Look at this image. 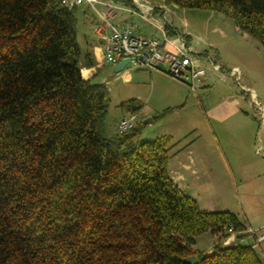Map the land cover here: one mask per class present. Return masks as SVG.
Segmentation results:
<instances>
[{"label":"trees","instance_id":"16d2710c","mask_svg":"<svg viewBox=\"0 0 264 264\" xmlns=\"http://www.w3.org/2000/svg\"><path fill=\"white\" fill-rule=\"evenodd\" d=\"M164 3L221 13L264 48V0ZM76 10L0 0V264H264L237 215L200 210L174 182L172 137L105 135L109 92L82 77ZM203 234L210 252L194 248Z\"/></svg>","mask_w":264,"mask_h":264},{"label":"rangeland","instance_id":"374dc122","mask_svg":"<svg viewBox=\"0 0 264 264\" xmlns=\"http://www.w3.org/2000/svg\"><path fill=\"white\" fill-rule=\"evenodd\" d=\"M142 1L153 6L164 3V0ZM96 9L105 12L101 5L97 4ZM165 10L166 20L157 16L156 22L165 25L167 20H172L178 29H188L195 43L211 46H203V51L199 52L195 50L194 43L188 44L192 59H197L205 71L204 83L197 93L183 85L186 97L192 103H188L182 111L177 108L164 118L155 119L158 113L170 108L167 106L170 95L177 93L172 84L180 83L157 70L150 73L137 69H128L132 78L125 81L126 74L119 76L112 65L104 63L99 79H104L110 97L104 133L109 136L115 131L116 124L128 117L121 105L133 101L143 105L136 121L141 130L140 139L153 141L163 136L173 137L176 145L172 154L190 145L197 136L191 130H198L202 137L193 148H198L205 155L201 153V160L196 163L197 175L184 174L185 178L178 180L181 190L197 202L200 210L233 213L258 231L257 227L264 224V195L256 191L259 181L235 182L229 176L227 160L230 161L232 152L240 154V158L248 163L264 159V152L256 153L259 147L257 132L264 130V48L240 32L234 20L221 13L172 6ZM97 15L94 9L87 6L78 7L75 12L76 35L81 51L98 40L94 32L100 22L98 15V22L95 23ZM135 22L140 23L137 19ZM141 24L145 26L143 22ZM157 34L156 37L160 38L161 33L158 31ZM232 71L237 72L236 77L231 75ZM209 75L215 76L214 82L208 81ZM229 98L237 103L232 111L225 114L224 121L217 122L206 116L210 106ZM236 108L238 114L235 115L233 109ZM171 167L176 178V173H181L177 170L179 166L175 163ZM262 234L259 232V235ZM196 242L197 248L205 252L214 245L213 239L205 234L198 236ZM256 249L264 258V243L257 244Z\"/></svg>","mask_w":264,"mask_h":264},{"label":"built area","instance_id":"2783aa9c","mask_svg":"<svg viewBox=\"0 0 264 264\" xmlns=\"http://www.w3.org/2000/svg\"><path fill=\"white\" fill-rule=\"evenodd\" d=\"M130 1L132 7L124 8L114 0H60L61 5L68 9L87 6L96 11L97 4L105 8L103 14H98L100 22L94 29L102 42V58L105 63L115 67L123 60H127L123 71L137 69L152 73L160 69L173 81L197 93L204 83L205 71L200 67L199 61L192 59L189 54L190 48L186 35L169 36L165 26H157L149 19L156 8L142 0ZM118 11L137 15L154 26L161 33V38L142 36L134 31V27L113 24L111 20ZM162 16L166 20L167 12L163 11ZM186 45L187 48H185ZM231 75L236 77L237 72L232 71ZM136 121L137 115L130 114L116 124L115 131L120 134L127 133L132 130ZM249 232L252 235L255 234V232ZM234 242L235 238L232 236L225 241L224 245H232Z\"/></svg>","mask_w":264,"mask_h":264},{"label":"crops","instance_id":"0c3cea01","mask_svg":"<svg viewBox=\"0 0 264 264\" xmlns=\"http://www.w3.org/2000/svg\"><path fill=\"white\" fill-rule=\"evenodd\" d=\"M114 1L124 8L132 7V2L130 0H125V1L114 0ZM128 6H130V7H128ZM153 7L156 8V10L153 12V14L150 15V18H149L153 24H155L157 26H165V27L167 24L170 25L169 27H171V30L174 33H179V34H183V35L188 36L189 37L187 39L188 44L193 45V43H194L195 50H197L199 52L203 51L202 47L203 46L205 47L207 44L195 43L193 41V35L190 33V31L188 29H178L174 25L172 20H170V21L167 20L165 25H162L161 23H158L155 21L157 16L163 18L162 12L166 11L165 8L167 9L169 7L168 5H166L165 3H160V4H158V6H153ZM172 7L177 9V7H174V6H172ZM99 13L103 14L104 12L101 11L100 9H96V14H99ZM98 19L99 18L97 15L95 23L98 22ZM135 19H137V21H139L140 23H136ZM141 21L145 24V26L141 24L142 23ZM111 22L113 24H116V25L134 27V31L139 35L150 37V38H159V37H156L158 35L157 30L150 31V30L155 29L152 25L145 22L144 20H142L137 15H130L129 13H127L125 11H118L116 16L111 20ZM146 24L148 26H146ZM148 27H150V28H148ZM214 30H216V29H214ZM95 34H96V32H95ZM97 37H98L97 41L90 43L88 45V47L85 49V51H81L82 58L80 61V65L82 67L81 68V74L85 80H90L92 84L101 85V84H104V79L100 80L99 78H101V76L99 74L103 71L105 62L102 58V50H101V43L102 42L99 39L98 35H97ZM207 46L211 47L210 45H207ZM88 55L90 56L89 60H93L95 62V66L87 67L85 65V63L87 61L86 56H88ZM112 67L114 68V66H112ZM157 71L163 73V71L160 69H158ZM125 74L127 75V77H125L124 80L125 81L131 80L132 76L128 70L123 71V73L121 72L119 74V76L120 75L125 76ZM214 79H215V76H211V75L208 76V81H210V83L214 82ZM208 84H209V82H208ZM172 85L177 88V93H171L167 106L170 108H173L174 111L177 110V108H181V111H182L186 108V105L188 103H190L191 101L189 102V98L186 97V90L182 84L176 85L174 83ZM235 103H237V102L235 100H231V98L226 99V100L222 101L221 103H219L218 105L210 106L206 110L205 114L208 118H212V120L214 119L217 122L224 121L225 118L227 117L226 115H227L228 111L229 112L232 111V107H235L234 106ZM233 110H234L235 115L238 114L237 108L233 109ZM224 116H226V117L224 118ZM191 131H194L195 135H197V136L192 141V143L190 145H188L185 149H182L181 151L173 153V154L171 152L175 148V145L170 150V157H171L170 165H169L170 174H171L174 182L178 185V187L180 189H182V187H180L178 180L182 181V179L185 178L184 174L194 175V176L197 175L198 173H197L196 163L199 164L201 157H202L201 153L203 154V156L205 155L204 152L203 151L201 152L198 148L197 149L193 148L199 142L202 135L200 134V132H198V130H191ZM212 132H214V130H212ZM214 134L216 135V133H214ZM257 134L259 136V138L257 139L259 147L257 148L256 153L259 154L261 152H264V130L258 131ZM172 139H173V137H172ZM173 142H174V140H173ZM240 156H241L240 154L232 152L230 155V161L227 160V168H228L229 176L235 182L238 181V183H241V184L250 182L252 180L259 181L258 182L259 184L257 183L258 185L256 187V191L261 192L264 195V159L259 160L256 163H248V162H245V160H242L240 158ZM174 162L177 163V165L179 166V169H177V170L181 171V173H179V174L176 173V178L174 177L175 171L171 167V165L173 166L175 164ZM246 225H247L248 231L255 232V234L248 236L244 240V243L256 244V245L259 243L260 244L264 243V224L257 227V228H259L258 231H255V229H253L251 223H248ZM259 232H263V234L259 235ZM194 248L199 250L197 248V244L194 246ZM211 249H212V247L209 249V252L211 251Z\"/></svg>","mask_w":264,"mask_h":264},{"label":"water","instance_id":"95a60500","mask_svg":"<svg viewBox=\"0 0 264 264\" xmlns=\"http://www.w3.org/2000/svg\"><path fill=\"white\" fill-rule=\"evenodd\" d=\"M126 63H127V60H123L120 64L114 67V72H116L117 74L122 72ZM184 261L187 264H197L198 263V259L196 256L186 258Z\"/></svg>","mask_w":264,"mask_h":264}]
</instances>
